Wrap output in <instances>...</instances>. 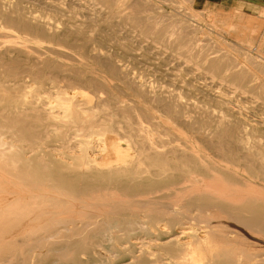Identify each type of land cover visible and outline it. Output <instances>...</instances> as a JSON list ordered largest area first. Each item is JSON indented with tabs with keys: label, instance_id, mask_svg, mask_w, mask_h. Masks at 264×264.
Listing matches in <instances>:
<instances>
[{
	"label": "bare ground",
	"instance_id": "obj_1",
	"mask_svg": "<svg viewBox=\"0 0 264 264\" xmlns=\"http://www.w3.org/2000/svg\"><path fill=\"white\" fill-rule=\"evenodd\" d=\"M121 2L0 0V264H264L263 48Z\"/></svg>",
	"mask_w": 264,
	"mask_h": 264
},
{
	"label": "rangeland",
	"instance_id": "obj_2",
	"mask_svg": "<svg viewBox=\"0 0 264 264\" xmlns=\"http://www.w3.org/2000/svg\"><path fill=\"white\" fill-rule=\"evenodd\" d=\"M100 1L101 0H99L98 4H95V2H93L91 0H63V2L65 3V5H63V8L64 9H68V8L74 9L78 14V16L73 15L76 18L99 19L100 21L98 22V25H101V26H115V25L116 26H124V24L117 23V22H115L113 24L107 23V22H105V19L110 18V19H114V20H119L122 18V16H121L122 14L116 12L115 15H113L114 11H122V10L124 11V8H125V11L129 12V10H131L133 8L132 7H126V6L122 7L121 0H116V2L119 5L117 3H115V0H114V3L112 6L110 5V8L107 7V3H105L103 0L101 2ZM123 1L127 2L128 0H123ZM133 1H137V0H133ZM154 1H159L158 3L156 2L157 7H155L153 5L151 7L149 6L150 9L146 7L147 8V12L145 11L146 13L144 11L143 12L141 11L142 13L139 12V14L137 13L136 15L140 18L145 16L144 17L145 19H148V17H149L152 20H154L156 18L159 19L158 18L159 15H161V16H159L160 18L162 17L164 19L166 18L167 15H169L168 17H171L170 20H169V18H166L165 21H164V19L162 21L161 20L162 18H161V19H159V21L161 20L164 25H167V24L171 25L172 24L173 26H176L178 24L181 27L188 26L191 28V26H193L192 28H197V27H200L201 29L205 28L203 30L208 31L209 33H207L206 35L201 34V36H200L201 40L203 39V41H204V42L202 41V43L203 44L207 43L208 45L211 43V44H213V47L217 46V48L216 47L214 48L215 50H221L218 48H222L218 45L219 41H225V43H227V46H229L228 44L233 46L231 48H235V47L237 48L238 45H239V47L240 46L243 48L245 47L246 50H245V48L243 49L244 53H248L251 55L254 54V52L256 51L257 48H263V50H264V47H262L263 46L262 42L264 40V14H256V15L239 14V13L232 11L231 8H226V7L218 8V10H216V8L211 7L210 4H208L206 2V0H183V3H182V0H167V1L166 0H162V1L161 0H154ZM162 2H164V3H162ZM159 4H160L161 8L159 7ZM79 7H80V9H79ZM128 8H129V10H126ZM175 8H176V10L178 9V11L181 14H182V12L185 13L186 16H188V14L191 13V10L192 11L196 10L199 13V17H194L193 21H190V22L186 21L183 23L182 19L185 18V15H181L180 13H178V15H180V17L178 15L176 17L175 12H177V11L175 10ZM141 9H143V7H141ZM110 11H112V12H110ZM170 13H172V14H170ZM173 13L175 14V16ZM140 14H143V15H140ZM209 14H210V16H212L211 18L208 17ZM189 16H190V14H189ZM208 18H209V20H211V22L208 21ZM175 20H181V21L179 23H175V22H173ZM95 23L96 22H93L90 24L95 25ZM181 23H182V25H181ZM209 23L213 24V26ZM195 26H197V27H195ZM122 31L127 32L129 30H122ZM200 43H201V41H200ZM141 45L146 47L149 45V43L142 41ZM260 45H261V47H260ZM210 47H211V45H210ZM252 51H254V52H252ZM222 52H224V51H222ZM169 54H170L169 52L163 53V55H165L167 57H169ZM261 55L264 56V54H261ZM139 59L140 60H138V62H136L134 64V68H135L134 71L137 73L142 72V74L149 76L150 78L155 77L157 75V73L154 71V68H155L154 63H151V62L146 63L143 61L144 60L143 58H139ZM182 67L186 70L189 69V66L187 64H182ZM194 73H196V71L192 72V69H191V71H186L185 77L189 78V77L193 76ZM169 81H170V79H169Z\"/></svg>",
	"mask_w": 264,
	"mask_h": 264
},
{
	"label": "crops",
	"instance_id": "obj_3",
	"mask_svg": "<svg viewBox=\"0 0 264 264\" xmlns=\"http://www.w3.org/2000/svg\"><path fill=\"white\" fill-rule=\"evenodd\" d=\"M206 2L216 10L226 7L239 14H264V0H206Z\"/></svg>",
	"mask_w": 264,
	"mask_h": 264
}]
</instances>
